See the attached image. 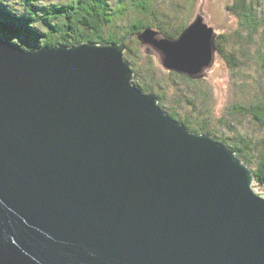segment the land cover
<instances>
[{
	"label": "water",
	"instance_id": "1",
	"mask_svg": "<svg viewBox=\"0 0 264 264\" xmlns=\"http://www.w3.org/2000/svg\"><path fill=\"white\" fill-rule=\"evenodd\" d=\"M216 35L198 14L139 38L197 78ZM126 49L0 35V264H264L253 171L134 86Z\"/></svg>",
	"mask_w": 264,
	"mask_h": 264
},
{
	"label": "rangeland",
	"instance_id": "2",
	"mask_svg": "<svg viewBox=\"0 0 264 264\" xmlns=\"http://www.w3.org/2000/svg\"><path fill=\"white\" fill-rule=\"evenodd\" d=\"M1 1L8 4L7 6L10 5L11 9L25 13L27 5L31 9L41 12V8L45 6L66 4L69 0ZM231 1L152 0L150 3L153 13H136L132 9V6H134L133 0H109L111 8L120 11L119 17H121L114 18L112 26L105 28V31L110 30V32L115 31L121 34L129 24L138 19L149 25L153 23L154 25L156 23L167 24L165 29L170 33H174L179 27H185L190 23L196 15L201 14L208 26H213L214 31L217 33L216 39L219 34H222L219 39L220 47L233 55L231 62L224 59V56L217 52L215 39L216 52L213 62L202 69L201 75L193 78L188 74L181 73L187 79L179 77L173 74H180L175 69L164 66L161 60V51L142 42L139 38V35L146 29H153L151 26H146L136 35L127 37L128 45L135 51L134 53L133 50L127 51L126 49L123 54V61L133 71L131 82L136 87H147V92H143L152 94L156 98V105L162 112L167 114L173 112L180 119L186 120L188 118V123L198 128L202 125L204 129L212 131V134L207 133L210 137L215 139L214 134L226 139L227 144L222 143L230 149L232 148L228 144H239L243 151L264 152V149H262L264 148L262 146L264 126L259 124L252 113L241 109L243 105L250 101L260 103L259 100H261L264 104V38L259 35L252 37L249 41L235 39L236 20L227 9V4ZM257 1L264 0H253L254 3ZM258 7L264 10V4H259ZM62 27L59 26L60 32L64 33L66 29L64 30ZM260 30L264 33V26ZM56 34H59V30ZM158 36L160 38V35ZM12 43L24 49L35 50L47 45L26 48L17 42ZM64 45L69 46L65 43ZM127 57L131 58L132 66L127 61ZM261 107L264 108V105ZM238 132L247 137L244 142H242ZM256 140L258 142L253 145L251 141ZM239 157L241 158V156ZM254 188L255 190L264 191L263 187L259 186L257 182H255Z\"/></svg>",
	"mask_w": 264,
	"mask_h": 264
},
{
	"label": "trees",
	"instance_id": "3",
	"mask_svg": "<svg viewBox=\"0 0 264 264\" xmlns=\"http://www.w3.org/2000/svg\"><path fill=\"white\" fill-rule=\"evenodd\" d=\"M150 1L152 0H133V11L136 13H153ZM254 2L253 0H232L227 4V9L236 20L237 30L234 31L236 40L242 41L243 39L244 41H249L252 37L259 35H261V38H264V33L260 30L264 26V10L258 7L259 4H264V1ZM7 5L0 0V35L26 48H36L43 44L65 43L71 45L82 40H93L100 42H121L127 46L128 51L133 49L128 45L127 37L129 35H136L143 27L151 26L154 30L170 37H177L184 27H179L174 33H170L165 29V25L167 24L156 23L154 25L153 23L149 25L135 19L121 34L115 31L110 32V30L105 31V28L112 26L114 18H118L120 13V11L111 8L109 0H69L66 4L45 6L41 8V12L31 9L27 5L25 13L13 10L9 7L10 5ZM60 15L61 17L59 18ZM59 26H63L64 30L66 29L65 31L63 30L64 33L60 32ZM58 30L59 34L57 35ZM221 37L222 34H219L216 39L217 52L222 54L224 59L231 62L233 55L220 47L219 39ZM133 52L135 53L134 50ZM127 61L132 66L130 57H127ZM173 74L187 79L182 74ZM140 89L147 92V87L141 86ZM259 101L260 103L258 101L247 102L241 109L252 113L259 124L264 126V108L261 107L264 104H262L261 100ZM169 114L178 121L183 122L190 130L212 134V131L204 129L202 125L199 128L191 125L188 123V118L186 120L180 119L173 112H169ZM238 135L241 136L242 142L247 139L240 132H238ZM213 136L215 139L227 144L226 139L214 134ZM257 142V140L251 141L253 145H256L255 143ZM239 143L242 144L241 142ZM228 145L252 168L257 184L262 186L264 190V152L243 151L239 144ZM262 146H264V142Z\"/></svg>",
	"mask_w": 264,
	"mask_h": 264
},
{
	"label": "bare ground",
	"instance_id": "4",
	"mask_svg": "<svg viewBox=\"0 0 264 264\" xmlns=\"http://www.w3.org/2000/svg\"><path fill=\"white\" fill-rule=\"evenodd\" d=\"M1 34V33H0ZM84 41H86V40H83V41H80V42H84Z\"/></svg>",
	"mask_w": 264,
	"mask_h": 264
}]
</instances>
